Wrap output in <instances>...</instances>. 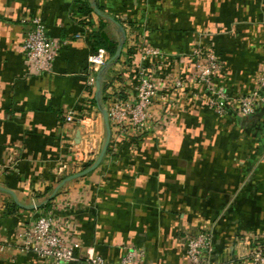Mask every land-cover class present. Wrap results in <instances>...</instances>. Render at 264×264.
<instances>
[{"label": "crops", "instance_id": "0c3cea01", "mask_svg": "<svg viewBox=\"0 0 264 264\" xmlns=\"http://www.w3.org/2000/svg\"><path fill=\"white\" fill-rule=\"evenodd\" d=\"M34 17L60 43L49 73L33 72L23 53ZM98 41L115 53L92 72ZM146 46L164 53L146 62L159 82L161 124L140 137L116 138L112 129L101 165L52 197L89 163L75 162L73 139L87 148L89 137L98 158L102 109L136 96ZM199 46L222 62L218 85L251 92L264 72V0H0V264H56L18 245V232L42 214L81 245V257L93 250L118 264L134 246L146 264H187V237L206 229L214 264H246L237 238L253 233L264 243V103L251 117L220 116L203 84L173 88L174 77L190 79ZM70 109L86 125L66 123Z\"/></svg>", "mask_w": 264, "mask_h": 264}, {"label": "built area", "instance_id": "2783aa9c", "mask_svg": "<svg viewBox=\"0 0 264 264\" xmlns=\"http://www.w3.org/2000/svg\"><path fill=\"white\" fill-rule=\"evenodd\" d=\"M77 37L82 36L77 35ZM59 45L60 43L50 35L42 18L34 17L30 20L22 49L33 72L44 74L52 71ZM139 57V83L136 96L126 100L115 97L107 109L116 138L140 137L161 124L160 109L164 108L161 104L159 82L156 72L150 71L146 62L149 59L163 58L164 53L158 48L146 46ZM190 58L192 60L190 79L176 76L172 80V87L185 91L191 84H203L207 95L206 104L217 115L226 116L235 111L242 117H251L264 103V72L258 77L257 84L251 92L234 96L227 87L216 83L217 74L221 72L223 65L214 51L200 46L195 47ZM109 59L108 49L95 47L89 58V71H99ZM94 83L95 78L89 77L88 85ZM86 119V116L74 109L68 110L65 114V122L74 126L86 125ZM83 141L87 148L74 139L71 141L69 148L73 159L77 163L94 162L97 151L93 146L88 149L91 144L89 137H83ZM5 169L6 165L0 163V175ZM17 239L21 251L33 253L40 259H51L56 264H81L83 261L87 264H115L93 250H88L85 256L81 257L78 254L81 245L67 241L60 232L56 218L51 214L40 215L29 226L18 232ZM236 242L246 249L243 256L246 264H264V243L259 237L248 233L238 237ZM185 246L187 264H214L215 247L212 231L199 230L187 237ZM125 250L118 264H146L147 255L144 249L128 246Z\"/></svg>", "mask_w": 264, "mask_h": 264}, {"label": "water", "instance_id": "95a60500", "mask_svg": "<svg viewBox=\"0 0 264 264\" xmlns=\"http://www.w3.org/2000/svg\"><path fill=\"white\" fill-rule=\"evenodd\" d=\"M120 52H121V47L118 49L116 55L114 56V59H116L119 55H120ZM108 62L105 66L102 67V69H104L105 67L108 66ZM97 86H98V89L100 90V78H98L97 80ZM102 113H103V116L105 118V124H106V129H107V136H106V139H105V142H104V145L101 149V152L98 156V158L86 169H84L83 171H80L78 173H75V174H72L68 177H66L55 189L52 197H54L57 192L69 181H72L74 179H77V178H80V177H83L85 175H88L89 173L95 171L100 165L101 163L103 162L108 150H109V147H110V143H111V138H112V130H111V124H110V120H109V115H108V112L107 110L105 109H102Z\"/></svg>", "mask_w": 264, "mask_h": 264}, {"label": "trees", "instance_id": "16d2710c", "mask_svg": "<svg viewBox=\"0 0 264 264\" xmlns=\"http://www.w3.org/2000/svg\"><path fill=\"white\" fill-rule=\"evenodd\" d=\"M95 47H104L106 49H108L109 53L114 54L115 53V49L112 45H110L109 43H106V41H98L95 45ZM111 130H112V125H111ZM93 162L88 163L85 167L82 168V171L86 168H88Z\"/></svg>", "mask_w": 264, "mask_h": 264}]
</instances>
